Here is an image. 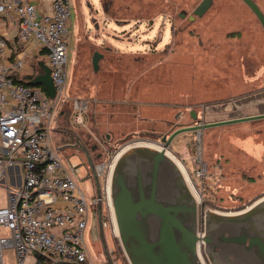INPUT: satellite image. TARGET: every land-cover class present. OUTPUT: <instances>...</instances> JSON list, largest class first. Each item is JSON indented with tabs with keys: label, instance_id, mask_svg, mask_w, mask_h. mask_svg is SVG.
<instances>
[{
	"label": "rangeland",
	"instance_id": "rangeland-1",
	"mask_svg": "<svg viewBox=\"0 0 264 264\" xmlns=\"http://www.w3.org/2000/svg\"><path fill=\"white\" fill-rule=\"evenodd\" d=\"M68 1L69 99L64 108L82 99L87 109L84 125H66L58 118L50 134L62 164H78L75 180L87 198L89 219L94 181L82 154L68 143H96L103 152L97 165L135 140L264 112V94L255 96L264 92V27L243 1L212 0L203 15L192 19L187 16L200 0ZM253 1L264 14V0ZM181 9L186 12L182 17ZM95 50L103 53L97 71L91 64ZM38 60L43 59L29 58V66L36 70ZM198 134L208 164L201 209L236 210L264 194V118L174 135L169 149L191 172ZM104 174L98 175L101 187ZM101 197L99 214L93 209L92 237L88 239L87 230L84 237L89 259L93 264H127L102 190ZM3 254L4 264H16L13 250Z\"/></svg>",
	"mask_w": 264,
	"mask_h": 264
},
{
	"label": "built area",
	"instance_id": "built-area-1",
	"mask_svg": "<svg viewBox=\"0 0 264 264\" xmlns=\"http://www.w3.org/2000/svg\"><path fill=\"white\" fill-rule=\"evenodd\" d=\"M0 14L16 21L19 40L33 42L42 52L55 89L54 96L49 97L41 85L13 80L12 73L25 64L24 56H17L10 65L0 64V186L6 199L5 206L0 207V264H4L3 251L7 248L13 250L16 264H24L29 254L43 257L39 264H93L84 238L87 198L75 180L79 167L73 162L67 167L62 164L50 134L69 99L65 93L69 1L0 0ZM6 46L0 36V53ZM69 107L73 124L84 125L86 100L73 99ZM135 141L165 146L160 137ZM165 148L177 157L168 145ZM114 155L95 164L97 175L105 173L101 190L106 198V177ZM178 160L201 194L208 164L199 134L192 154L193 171ZM12 166L22 170V181L16 186L2 182ZM99 198L91 197V205Z\"/></svg>",
	"mask_w": 264,
	"mask_h": 264
},
{
	"label": "water",
	"instance_id": "water-1",
	"mask_svg": "<svg viewBox=\"0 0 264 264\" xmlns=\"http://www.w3.org/2000/svg\"><path fill=\"white\" fill-rule=\"evenodd\" d=\"M243 1L264 27L258 5ZM210 3L202 0L193 13L201 16ZM102 56L97 50L92 54L94 71ZM37 65L41 71L28 84L41 85L53 97L49 67L43 60ZM259 118H264V112L185 125L160 137L164 147L135 141L116 152L107 172L106 194L114 234L127 264H264V194L237 210L201 209L200 196L183 165L165 148L182 131Z\"/></svg>",
	"mask_w": 264,
	"mask_h": 264
},
{
	"label": "crops",
	"instance_id": "crops-1",
	"mask_svg": "<svg viewBox=\"0 0 264 264\" xmlns=\"http://www.w3.org/2000/svg\"><path fill=\"white\" fill-rule=\"evenodd\" d=\"M0 36H2L7 42L6 48L3 50V52L0 53V64L10 65V63L17 56H24L25 58V64L22 66V68L17 71H14L12 75H14L18 80L26 82L41 71L38 65L36 67V70H34V67L29 66L28 60L31 57L36 58L40 56L44 61L42 52L33 42L24 43L21 40H19L18 26L14 19L10 20L4 15L0 14ZM261 93H258V94H261ZM21 181H22V170L19 166L9 167L7 169L6 175L4 176L2 180L3 183L6 182L10 186L19 185ZM4 196H5V191H4ZM5 204L3 206H5ZM3 206H0V207H3ZM93 218H94V212H93V208L91 207L90 219H89V212H88L87 213V224L85 228V233L87 230V236L89 237L88 238L89 240L91 239L92 233H93V230H92ZM98 234H100L99 231H98ZM8 249L10 248H7L5 250H8ZM24 264H39V261L37 260V255L29 254Z\"/></svg>",
	"mask_w": 264,
	"mask_h": 264
},
{
	"label": "flooded vegetation",
	"instance_id": "flooded-vegetation-1",
	"mask_svg": "<svg viewBox=\"0 0 264 264\" xmlns=\"http://www.w3.org/2000/svg\"><path fill=\"white\" fill-rule=\"evenodd\" d=\"M211 3H212V0H211ZM181 10L182 11L180 13H184L185 14L184 9H181ZM68 144L70 145L69 147H72L74 150L78 151L83 156L84 163L86 164V167L88 169L87 170L88 171V176H90L91 179L94 181V183H93L94 184V187H93L94 188V194L92 195V197L93 196L101 197V186H100L99 181H98V175L96 173V178L94 177L91 165L94 167V170H95V162H96L97 159H99L102 156L103 152L97 150L98 146H97L96 143H92V144L88 145V144H85V143L79 141V142L68 143ZM97 186H98V189H97ZM92 208L94 210H96V212L98 211V214H99V211H100V208H101V199L100 198L98 199V201H97V203L95 205H92ZM241 208H243V207H241ZM238 209H240V208H238ZM98 221H99V218H98ZM99 226H101V224H99ZM100 230H101V227H100ZM101 236H102V234H101V231H100V237Z\"/></svg>",
	"mask_w": 264,
	"mask_h": 264
},
{
	"label": "trees",
	"instance_id": "trees-1",
	"mask_svg": "<svg viewBox=\"0 0 264 264\" xmlns=\"http://www.w3.org/2000/svg\"><path fill=\"white\" fill-rule=\"evenodd\" d=\"M201 1H202V0H201ZM201 1H200V2H201ZM241 1H243V0H241ZM200 2H199V3H200ZM243 2H244V1H243ZM254 2H255V1H254ZM199 3H198V4H199ZM244 3H245V2H244ZM198 4H197V5H198ZM245 4H246V3H245ZM197 5H196V6H197ZM210 5H211V3H210ZM210 5H209V6H210ZM196 6H195V7H196ZM246 6L249 8V6H248L247 4H246ZM208 8H209V7H208ZM208 8H207V9H208ZM194 9H195V8H194ZM194 9L192 10V14H189V15L187 16L188 19H192V18H189V17L192 16V15H193V18H195L196 16H197V17H200V16H198V15H196V14L193 13ZM207 9H206V10H207ZM249 9H250V8H249ZM206 10L204 11V13L206 12ZM250 10H251V9H250ZM184 11H185V9H184ZM251 11H252V10H251ZM252 12H253V11H252ZM204 13H203V14H204ZM253 13H254V12H253ZM203 14H202V15H203ZM184 15H186V12H185V14H184V13H180V14H179L180 17H182V16H184ZM254 15H255V14H254ZM232 34H233V36H234V35L238 34V32H235V33H232ZM39 69H40V68H39ZM12 77H13V80L16 81V82H23V83H27V84H28V81L30 80V79H29L28 81L25 82V81L18 80L14 75H13ZM72 114H73V112L71 111L70 107H69V108H64V109H62L61 112H60V116H59V119L61 120V123H65L66 125L73 126V123H72V120H71V119H72ZM195 121H196V120H195ZM260 196H261V195H260ZM258 197H259V196H258ZM37 260H38L39 262H42L43 257L37 255Z\"/></svg>",
	"mask_w": 264,
	"mask_h": 264
}]
</instances>
